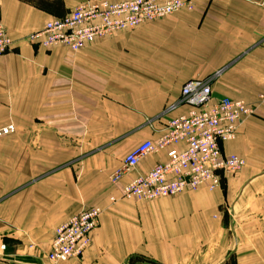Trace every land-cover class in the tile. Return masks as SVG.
Wrapping results in <instances>:
<instances>
[{"label": "crops", "instance_id": "crops-1", "mask_svg": "<svg viewBox=\"0 0 264 264\" xmlns=\"http://www.w3.org/2000/svg\"><path fill=\"white\" fill-rule=\"evenodd\" d=\"M86 1L0 0L14 41L0 57V129L16 128L0 138V264H48L56 229L95 206L90 247L64 264H264V0H193V11L78 53L26 39ZM192 79L255 109L223 146L244 168L215 191L122 199V186L165 163L167 150L118 185L111 176L189 111L179 102Z\"/></svg>", "mask_w": 264, "mask_h": 264}, {"label": "built area", "instance_id": "built-area-1", "mask_svg": "<svg viewBox=\"0 0 264 264\" xmlns=\"http://www.w3.org/2000/svg\"><path fill=\"white\" fill-rule=\"evenodd\" d=\"M194 7L193 0H87L26 39L41 49L64 46L78 53L99 39L136 30L181 11H193ZM13 46L14 41L0 22V57L10 53ZM179 104L189 111L171 119L156 141L146 140L133 149L111 176L112 183L118 185L142 159L167 150L165 163L122 186V199L154 201L201 188L215 191L222 187L224 177L244 168L245 160L225 155L223 146L237 138L240 122L254 115V108L243 100L214 98L211 80L207 79L187 81ZM15 131L13 124L5 126L0 129V138ZM111 201L116 199L112 197ZM102 212L98 206L91 207L59 226L46 257L48 264L81 259L91 245L92 234L100 227Z\"/></svg>", "mask_w": 264, "mask_h": 264}]
</instances>
